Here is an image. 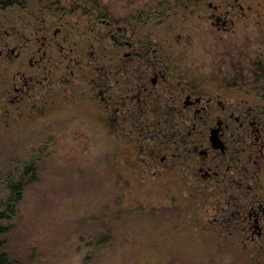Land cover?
Returning a JSON list of instances; mask_svg holds the SVG:
<instances>
[{
	"label": "rangeland",
	"instance_id": "374dc122",
	"mask_svg": "<svg viewBox=\"0 0 264 264\" xmlns=\"http://www.w3.org/2000/svg\"><path fill=\"white\" fill-rule=\"evenodd\" d=\"M99 2L116 16L132 6L127 0H20L0 10V210L8 182L32 168L4 222L7 251L17 264H264L241 233L209 223L206 191L180 167L148 164L129 132H114L96 99L79 95L99 64ZM55 29L57 39L29 70L42 36ZM205 47L192 42L186 64L203 70L215 64ZM33 70L56 90L53 104L41 100L37 112L25 102L10 103L13 94L9 100L4 93L20 84V72Z\"/></svg>",
	"mask_w": 264,
	"mask_h": 264
},
{
	"label": "flooded vegetation",
	"instance_id": "af4514ba",
	"mask_svg": "<svg viewBox=\"0 0 264 264\" xmlns=\"http://www.w3.org/2000/svg\"><path fill=\"white\" fill-rule=\"evenodd\" d=\"M134 1L120 16L99 2V64L79 95L96 99L114 132H129L148 164L180 167L206 191L209 223L241 233L243 245L263 257L264 0ZM59 34L42 36L29 70ZM194 41H208L215 62L208 69L186 64ZM19 76L20 84L4 90L10 103L36 112L41 100L53 104L51 80L35 70Z\"/></svg>",
	"mask_w": 264,
	"mask_h": 264
},
{
	"label": "trees",
	"instance_id": "16d2710c",
	"mask_svg": "<svg viewBox=\"0 0 264 264\" xmlns=\"http://www.w3.org/2000/svg\"><path fill=\"white\" fill-rule=\"evenodd\" d=\"M19 3L20 0H0V10H6ZM29 169L31 170L32 168L28 167L20 178L9 181L7 184L8 195L3 203V208L0 210V264L18 263L6 249V235L9 233L10 229L4 222L15 213V207L21 200L22 191L25 187L24 179L31 173Z\"/></svg>",
	"mask_w": 264,
	"mask_h": 264
}]
</instances>
